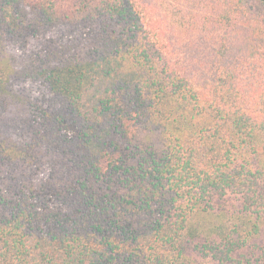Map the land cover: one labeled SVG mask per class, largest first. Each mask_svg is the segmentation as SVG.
Here are the masks:
<instances>
[{
	"label": "trees",
	"instance_id": "16d2710c",
	"mask_svg": "<svg viewBox=\"0 0 264 264\" xmlns=\"http://www.w3.org/2000/svg\"><path fill=\"white\" fill-rule=\"evenodd\" d=\"M0 264H264V0H0Z\"/></svg>",
	"mask_w": 264,
	"mask_h": 264
},
{
	"label": "rangeland",
	"instance_id": "374dc122",
	"mask_svg": "<svg viewBox=\"0 0 264 264\" xmlns=\"http://www.w3.org/2000/svg\"><path fill=\"white\" fill-rule=\"evenodd\" d=\"M3 59H5V57L2 54H0V60H3Z\"/></svg>",
	"mask_w": 264,
	"mask_h": 264
}]
</instances>
